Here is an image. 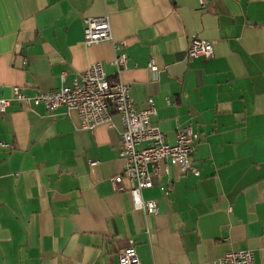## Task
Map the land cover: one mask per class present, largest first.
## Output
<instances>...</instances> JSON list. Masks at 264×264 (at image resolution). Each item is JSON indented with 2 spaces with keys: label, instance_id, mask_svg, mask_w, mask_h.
I'll return each mask as SVG.
<instances>
[{
  "label": "crops",
  "instance_id": "crops-1",
  "mask_svg": "<svg viewBox=\"0 0 264 264\" xmlns=\"http://www.w3.org/2000/svg\"><path fill=\"white\" fill-rule=\"evenodd\" d=\"M103 15L124 41L120 72L112 41L84 43L83 19ZM193 35L212 57H187ZM96 61L137 109L153 99L150 122L168 143L179 128L197 133L199 175L160 161L142 191L158 213L145 215L126 179L120 191L110 182L122 169L116 112L90 131L74 109L12 101L0 113V264H115L129 240L141 264L238 249L264 264V0H0V98L71 84Z\"/></svg>",
  "mask_w": 264,
  "mask_h": 264
},
{
  "label": "built area",
  "instance_id": "built-area-1",
  "mask_svg": "<svg viewBox=\"0 0 264 264\" xmlns=\"http://www.w3.org/2000/svg\"><path fill=\"white\" fill-rule=\"evenodd\" d=\"M201 5L205 0H198ZM83 39L89 45L97 41H112L115 56L112 64L117 72L126 67L127 55L122 51L123 40H113L108 15L85 17L83 19ZM186 55L189 58L202 57L208 59L213 55L209 41L193 35L188 43ZM148 69L155 75L158 67L151 57ZM64 77V74L61 76ZM12 101L25 102L28 105H42L47 111L58 108L74 109L79 118V128L94 130L102 123H109L111 111L116 112L122 122L120 132L119 157L122 159L121 171L110 178L113 189L123 190V180L130 186L127 191L134 209L145 215L158 213L157 199L144 198L142 191L153 184V176L160 173V161H169L178 165L181 172L199 175L198 169L192 166L190 155L194 149L198 135L189 126L176 131L174 143H168L165 134L150 122V114L154 112L153 99L149 98L148 107L137 109L130 86L119 80H110L100 61L90 64L80 75V79L71 84H62L58 89L36 91L31 95L22 92L19 86L12 87L8 98H0V113L3 114ZM0 146L8 144L0 142ZM92 165L94 161L90 162ZM162 190H167L164 186ZM254 252L251 249L228 251L213 261L199 264H254ZM115 264H141L132 240L121 249Z\"/></svg>",
  "mask_w": 264,
  "mask_h": 264
}]
</instances>
